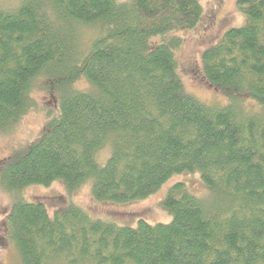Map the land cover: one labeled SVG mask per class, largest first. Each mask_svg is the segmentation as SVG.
<instances>
[{"label": "trees", "instance_id": "16d2710c", "mask_svg": "<svg viewBox=\"0 0 264 264\" xmlns=\"http://www.w3.org/2000/svg\"><path fill=\"white\" fill-rule=\"evenodd\" d=\"M236 7L244 25L201 55L204 78L229 99L210 108L186 93L174 54L176 33L202 20L198 0H0V133L35 108L36 87L59 96L0 173L20 264H264V0ZM83 29L96 30L86 50ZM194 172L207 195L171 185L168 224L120 227L75 204L49 216L22 197L90 182L94 201L131 204Z\"/></svg>", "mask_w": 264, "mask_h": 264}, {"label": "rangeland", "instance_id": "374dc122", "mask_svg": "<svg viewBox=\"0 0 264 264\" xmlns=\"http://www.w3.org/2000/svg\"><path fill=\"white\" fill-rule=\"evenodd\" d=\"M116 1L126 3L129 0ZM198 1L203 9L202 20L198 26L191 31L176 33V36L183 39L182 47L174 53L178 74L188 95L207 107L223 108L229 102L228 96L215 89L204 78L201 55L209 47L215 45L224 32L231 28L241 27L245 20L236 7L237 0ZM212 17L213 21L210 22L208 19ZM95 36L96 30L83 29L80 39L82 49L86 50V46L87 48L90 46V42ZM74 87L80 91L89 90V86L83 80L75 82ZM57 98H59L58 94L56 97V95L45 93L36 87L33 91L35 108L10 129L0 133V173L5 162L15 152L24 150L39 136L48 111L55 112L57 109ZM246 106L255 111V106L253 108L252 104H246ZM107 150L104 149L98 154L101 161L107 157ZM103 164L98 163V165ZM184 174L170 179L156 194L146 200L131 204L106 205L94 201L90 193V182L72 192H68L60 182L52 184L48 188L29 187L24 189L22 197L30 202H42L46 206L49 216H52V211L57 207L75 204L87 212L91 219L108 221L120 227L134 228L138 220H142L148 225L168 224L171 217L161 209V206L166 190L171 185L181 182L188 188H186L188 192L193 193L189 192L190 194L200 197L207 195L196 172ZM11 203L10 196L0 188V264H20L17 252L7 242L4 231V221L9 213Z\"/></svg>", "mask_w": 264, "mask_h": 264}, {"label": "bare ground", "instance_id": "6f19581e", "mask_svg": "<svg viewBox=\"0 0 264 264\" xmlns=\"http://www.w3.org/2000/svg\"><path fill=\"white\" fill-rule=\"evenodd\" d=\"M87 47V46H86Z\"/></svg>", "mask_w": 264, "mask_h": 264}]
</instances>
